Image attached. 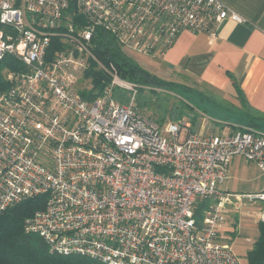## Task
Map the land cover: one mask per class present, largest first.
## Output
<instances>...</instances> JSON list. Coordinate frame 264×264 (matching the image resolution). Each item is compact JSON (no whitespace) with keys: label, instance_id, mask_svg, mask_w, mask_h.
Returning a JSON list of instances; mask_svg holds the SVG:
<instances>
[{"label":"built area","instance_id":"obj_1","mask_svg":"<svg viewBox=\"0 0 264 264\" xmlns=\"http://www.w3.org/2000/svg\"><path fill=\"white\" fill-rule=\"evenodd\" d=\"M225 20L244 22L219 0H0V62L19 65L5 68L0 93V211L42 197L25 231L62 256L241 264L225 210L232 200L261 203L262 222L264 190L233 195L220 185L236 157L264 177V132L204 134L188 122L160 130L139 112L137 86L92 51L101 29L122 50L157 58L183 31L214 41ZM94 68L108 78L96 96L85 77Z\"/></svg>","mask_w":264,"mask_h":264},{"label":"crops","instance_id":"obj_2","mask_svg":"<svg viewBox=\"0 0 264 264\" xmlns=\"http://www.w3.org/2000/svg\"><path fill=\"white\" fill-rule=\"evenodd\" d=\"M219 1L242 17L244 22H221L212 42L207 33L183 31L163 56L148 57L145 64L157 74L175 72L220 101L238 102L243 99L254 115L264 117V0ZM254 128L264 132V125H255ZM190 130L216 134L212 130H203L202 126L196 130L190 125ZM234 159L242 160L236 157L231 162ZM221 185L220 190L224 193L237 194L222 190ZM263 190L264 187L257 192ZM225 213L228 221V206Z\"/></svg>","mask_w":264,"mask_h":264},{"label":"trees","instance_id":"obj_3","mask_svg":"<svg viewBox=\"0 0 264 264\" xmlns=\"http://www.w3.org/2000/svg\"><path fill=\"white\" fill-rule=\"evenodd\" d=\"M72 9V6L70 7ZM73 10V9H72ZM92 51L96 58L106 66H113L122 79L137 86L135 97L136 106L140 113L151 110L150 120L165 122L168 117L172 122L189 119L192 127L193 120L189 118L186 106L170 105L168 101L157 95L158 88L169 87L165 81L144 70L128 57L109 33L97 29L92 38ZM6 67H16L11 58L0 62V93L6 90L7 82L4 77ZM93 84L96 96L103 87L102 81H107V75L102 71L91 70L86 73ZM115 98L121 102L127 101L125 92L114 91ZM248 109L249 106L240 100ZM261 120L264 117L259 116ZM42 197L23 201L6 210L0 211V264H99L80 256H62L50 251L44 240L25 231L27 220L34 211L42 207ZM258 235L246 252L245 264H264V220L257 223Z\"/></svg>","mask_w":264,"mask_h":264},{"label":"rangeland","instance_id":"obj_4","mask_svg":"<svg viewBox=\"0 0 264 264\" xmlns=\"http://www.w3.org/2000/svg\"><path fill=\"white\" fill-rule=\"evenodd\" d=\"M123 52L144 70L168 81L169 87L158 88L157 95L166 99L170 105L186 106L189 109L187 110L189 118L194 119L193 124L196 130H199L202 126L203 130H212V133L224 134L234 129H256L254 128L255 125H264V120L254 115L240 100L238 102L220 101L200 86L175 72L167 71L160 74L153 72L150 66L145 64L149 61L148 57L127 50H123ZM95 66L97 67V65ZM151 112V110H147L143 111L142 114L149 117ZM168 122L172 121L167 117L165 122L161 123L159 121L156 123L162 130L164 124ZM181 122H188L191 125L189 119H183ZM263 187L264 178L261 176L259 169L254 164L245 163L243 160L239 161V159H234L231 162L229 178L221 185V189L224 191L240 194L257 192ZM262 209L261 203L247 204L245 201L237 202L235 200H232V203L228 206L230 217L228 222L230 223L226 238L241 264H245L246 252L258 235L257 222Z\"/></svg>","mask_w":264,"mask_h":264},{"label":"water","instance_id":"obj_5","mask_svg":"<svg viewBox=\"0 0 264 264\" xmlns=\"http://www.w3.org/2000/svg\"><path fill=\"white\" fill-rule=\"evenodd\" d=\"M70 1H71L72 5L75 6V0H70ZM76 19H77L78 23H80L82 26H84V27L87 26V23L85 22V18L83 15H81V14L77 15Z\"/></svg>","mask_w":264,"mask_h":264}]
</instances>
